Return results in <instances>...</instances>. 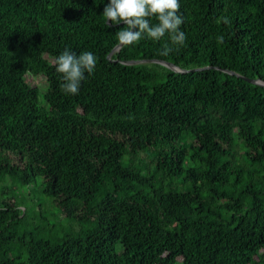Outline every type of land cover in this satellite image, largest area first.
Instances as JSON below:
<instances>
[{
	"label": "trees",
	"instance_id": "1",
	"mask_svg": "<svg viewBox=\"0 0 264 264\" xmlns=\"http://www.w3.org/2000/svg\"><path fill=\"white\" fill-rule=\"evenodd\" d=\"M108 2L0 0V264H264V0H179L167 56V35L117 47ZM66 48L97 58L78 95ZM151 59L187 71L129 63ZM8 180L69 228L36 206L30 228Z\"/></svg>",
	"mask_w": 264,
	"mask_h": 264
},
{
	"label": "clouds",
	"instance_id": "2",
	"mask_svg": "<svg viewBox=\"0 0 264 264\" xmlns=\"http://www.w3.org/2000/svg\"><path fill=\"white\" fill-rule=\"evenodd\" d=\"M179 13V0H109L102 16L106 27L123 22L124 27L116 33L118 46H132L144 38L161 41L167 35L168 42L160 53L167 56L174 49L178 51L186 41V35L181 31L184 21ZM153 19L157 23L153 24ZM222 22L227 24V18ZM223 40V36L218 37L219 43H223ZM96 64L97 58L91 52L85 51L77 55L64 49L55 58V71L62 78V92L66 95H78L85 73L92 74Z\"/></svg>",
	"mask_w": 264,
	"mask_h": 264
},
{
	"label": "rangeland",
	"instance_id": "3",
	"mask_svg": "<svg viewBox=\"0 0 264 264\" xmlns=\"http://www.w3.org/2000/svg\"><path fill=\"white\" fill-rule=\"evenodd\" d=\"M46 58H42L41 62L44 63ZM32 85H37L39 87L43 86V81L41 76H29L28 77ZM7 185L13 186L14 194L23 201V205L26 208V217L29 220L30 228L34 224L33 222V212L32 208L39 207L40 213L44 216L54 228L60 227L62 229H67L71 225L69 219L62 218L58 213V210L51 203V201L41 194L40 188L36 187L34 184L28 186H20L16 182L6 181ZM35 220V219H34ZM179 264V263H177Z\"/></svg>",
	"mask_w": 264,
	"mask_h": 264
},
{
	"label": "water",
	"instance_id": "4",
	"mask_svg": "<svg viewBox=\"0 0 264 264\" xmlns=\"http://www.w3.org/2000/svg\"><path fill=\"white\" fill-rule=\"evenodd\" d=\"M117 47H120V46H117ZM139 61H156V62H160V63L166 65L167 67H169V68H171L173 70L179 71V72H185V71H187V70H184V69L179 68L178 66H175L171 62H166V61L157 60V59H151V60H135V61H129V63L139 62ZM197 69H201V68H194V69H191V70H197ZM243 78L246 79V80L252 81V82L261 83L259 80H252V79H249V78H246V77H243Z\"/></svg>",
	"mask_w": 264,
	"mask_h": 264
}]
</instances>
